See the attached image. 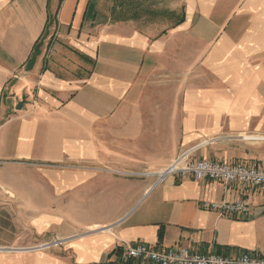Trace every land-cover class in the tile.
Wrapping results in <instances>:
<instances>
[{
	"label": "crops",
	"instance_id": "0c3cea01",
	"mask_svg": "<svg viewBox=\"0 0 264 264\" xmlns=\"http://www.w3.org/2000/svg\"><path fill=\"white\" fill-rule=\"evenodd\" d=\"M113 3L0 0V264H148L126 244L264 257V187L154 176L187 151L264 167V0H182L163 29L113 23ZM241 199L245 216L204 208ZM19 207L40 211L23 248Z\"/></svg>",
	"mask_w": 264,
	"mask_h": 264
},
{
	"label": "built area",
	"instance_id": "2783aa9c",
	"mask_svg": "<svg viewBox=\"0 0 264 264\" xmlns=\"http://www.w3.org/2000/svg\"><path fill=\"white\" fill-rule=\"evenodd\" d=\"M190 151L180 154L168 168L156 173L159 181L168 176L193 177L195 181L210 180L226 185L240 183L255 187H264V167L247 165H230L214 160L192 161ZM150 175V174H147ZM204 208L218 213L220 216L249 214L250 206L247 200L241 199L234 203H208ZM63 241H54L50 247H59ZM127 261L148 264H264V257L256 253L241 252L237 257L225 256L214 252L191 253L185 247H174L166 251L154 249L145 244H126L119 250Z\"/></svg>",
	"mask_w": 264,
	"mask_h": 264
},
{
	"label": "rangeland",
	"instance_id": "374dc122",
	"mask_svg": "<svg viewBox=\"0 0 264 264\" xmlns=\"http://www.w3.org/2000/svg\"><path fill=\"white\" fill-rule=\"evenodd\" d=\"M176 6H178L179 8L176 9ZM173 12H175L174 17L172 16ZM183 12H184V7H183L182 0H149L143 4L142 10L138 11L137 14H139L138 15L139 18L132 22L139 24L143 29H147L151 26H159L162 29L169 28V27H172L177 21V18L175 15L180 17L183 14ZM111 18H112V14H111ZM161 100H162L161 105L168 104V102L166 101L167 98H162ZM164 115L168 116V114H163V116ZM64 167L67 169L69 168L73 169V168H80V167H85V166L66 164V166ZM105 169L108 170L106 167H104V170ZM113 173L114 175H118L120 177H139L138 175L135 176L136 174L132 175L125 171L115 170V172ZM39 212L40 211L38 209H33V208H27V207L18 208V218H19L18 237H19L20 244L22 245L21 246L22 248L27 245V243H25L26 242V238H24L25 236L32 237V235L34 236L36 235V232L35 231L33 232V230L30 229L31 226L29 227L26 226V224L24 223L25 222L24 220H30L29 218L37 217V214ZM35 237L39 238L38 236H35ZM42 239L40 238L37 240L39 241L37 242V245L39 247H42V248L50 247L49 245L53 243L52 241L48 240V237H45V239L43 240Z\"/></svg>",
	"mask_w": 264,
	"mask_h": 264
},
{
	"label": "trees",
	"instance_id": "16d2710c",
	"mask_svg": "<svg viewBox=\"0 0 264 264\" xmlns=\"http://www.w3.org/2000/svg\"><path fill=\"white\" fill-rule=\"evenodd\" d=\"M149 0H114L113 8H112V22L113 23H122L135 21L139 18L138 11L142 10V6L145 2ZM175 12L172 13L174 17ZM177 18L176 23L172 27L180 26L185 21V13L179 17L175 15ZM179 17V18H178ZM162 237V233H161Z\"/></svg>",
	"mask_w": 264,
	"mask_h": 264
},
{
	"label": "water",
	"instance_id": "95a60500",
	"mask_svg": "<svg viewBox=\"0 0 264 264\" xmlns=\"http://www.w3.org/2000/svg\"><path fill=\"white\" fill-rule=\"evenodd\" d=\"M22 106H23V105H22V104H20V105H19V109H21V108H22Z\"/></svg>",
	"mask_w": 264,
	"mask_h": 264
},
{
	"label": "bare ground",
	"instance_id": "6f19581e",
	"mask_svg": "<svg viewBox=\"0 0 264 264\" xmlns=\"http://www.w3.org/2000/svg\"><path fill=\"white\" fill-rule=\"evenodd\" d=\"M155 176V175H154Z\"/></svg>",
	"mask_w": 264,
	"mask_h": 264
}]
</instances>
